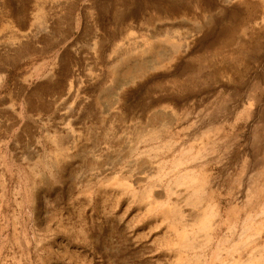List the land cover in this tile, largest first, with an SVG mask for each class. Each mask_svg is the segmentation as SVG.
Instances as JSON below:
<instances>
[{"label":"rangeland","instance_id":"obj_1","mask_svg":"<svg viewBox=\"0 0 264 264\" xmlns=\"http://www.w3.org/2000/svg\"><path fill=\"white\" fill-rule=\"evenodd\" d=\"M0 264H264V0H0Z\"/></svg>","mask_w":264,"mask_h":264},{"label":"bare ground","instance_id":"obj_2","mask_svg":"<svg viewBox=\"0 0 264 264\" xmlns=\"http://www.w3.org/2000/svg\"><path fill=\"white\" fill-rule=\"evenodd\" d=\"M207 220V219H206ZM201 224V223H200ZM205 224V223H204ZM206 225V224H205ZM203 226V225H202ZM199 228H200V226H199ZM209 228V225H207V227H206V229H208ZM209 239V238H208ZM194 244H190V243H187V242H185V244H184V248L185 249H188L189 251H194V249H195V245L193 246ZM194 258V257H193ZM195 258H198L197 256L195 257ZM226 263V262H225Z\"/></svg>","mask_w":264,"mask_h":264}]
</instances>
